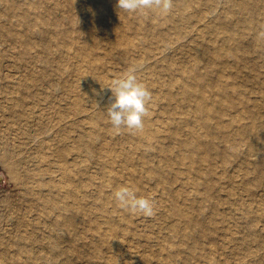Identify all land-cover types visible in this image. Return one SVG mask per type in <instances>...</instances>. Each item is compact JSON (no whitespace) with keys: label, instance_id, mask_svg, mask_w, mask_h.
I'll use <instances>...</instances> for the list:
<instances>
[{"label":"rangeland","instance_id":"rangeland-1","mask_svg":"<svg viewBox=\"0 0 264 264\" xmlns=\"http://www.w3.org/2000/svg\"><path fill=\"white\" fill-rule=\"evenodd\" d=\"M177 1L173 0L172 10L163 16L118 10L126 13V27L121 29L114 7L117 0H0V264H90L87 255L74 254L68 247V237L76 238L74 230H53V226H60L54 223L56 211L50 209L51 200L46 198L50 185L54 193L64 186L67 190L75 188L76 192L67 194L70 200L74 195L84 202L108 200L107 208L118 214L110 199L120 187L136 193L137 175L143 192L154 197L162 193L149 182L152 178H147L144 162L166 165L165 176L174 177L173 186L182 183L179 177L189 171L177 160V153L190 148L182 139L189 136L191 127L203 130L197 114L188 118L189 108L181 107L190 84L205 85L218 76L222 80L218 84L236 91L218 86L226 113L215 110L210 117L213 123L217 118L225 123L230 119L227 113L238 114V106L246 105L249 95L250 105L262 101L264 39L257 34L264 31V0H183L184 8H179ZM211 6L214 17L202 34L190 31L189 25L202 23L198 21L199 12ZM216 28H221L218 34L214 33ZM177 33L180 42L165 48L162 36ZM110 34L122 37L114 48ZM126 37L132 43L127 44ZM67 42L74 46L66 47ZM212 44L219 49L215 51ZM128 47L131 49L126 50ZM236 56L237 65L222 71L220 63ZM208 59L217 65L206 64ZM130 70L151 93L149 121L145 119L144 125L159 132L148 140L126 136L124 132L132 130L115 129L107 116L112 93L102 86ZM207 93L213 94L212 90ZM92 102L95 109L87 110L84 116L77 113L80 106ZM262 104L251 112L240 108L241 122L264 121ZM183 117L188 121L183 122ZM232 128L225 124L230 139L220 140L230 145L228 151L233 154L229 161L222 163L220 155H211L214 169L209 174L214 197L204 199L200 194L199 199L197 194L192 203L201 204L206 216V245L197 247V251L209 255L215 264H264V157L250 149L240 135L231 133ZM113 131L118 135L110 139ZM83 139L86 149L79 145ZM129 146L137 149L131 154L136 173L124 163V149ZM76 153L83 156L78 155L74 161ZM68 158L63 170L62 159ZM9 161L15 162L20 179L15 178ZM42 168L46 170L42 172ZM28 171L38 174L28 175ZM43 179L49 183L42 186L39 182ZM40 188L42 192H37ZM186 188L197 191L190 184ZM80 189L92 195L84 200ZM57 197L60 199V195ZM94 206V212H102L100 206ZM162 209L154 208L152 217L133 215V226L141 229L143 239L146 232L151 238L171 233ZM44 237L55 244L43 248ZM208 246L214 254L205 252ZM103 247L106 254L107 245ZM47 253L50 257L44 262ZM122 258L118 255L113 261ZM151 264H155V258Z\"/></svg>","mask_w":264,"mask_h":264},{"label":"bare ground","instance_id":"bare-ground-1","mask_svg":"<svg viewBox=\"0 0 264 264\" xmlns=\"http://www.w3.org/2000/svg\"><path fill=\"white\" fill-rule=\"evenodd\" d=\"M221 2H229L231 0H218ZM105 2V1H103ZM178 7H183V0L177 1ZM109 3V2H108ZM209 3H205L208 5ZM264 6V5H263ZM210 7V6H209ZM184 8V7H183ZM208 8V7H207ZM206 8V9H207ZM214 6H211V9H204L199 12L201 18H198V21L201 20L202 23H194L189 25L192 30L202 31L205 29L207 22L214 17L213 13ZM185 11H183L181 16H184ZM126 13H119V25L121 29L126 27V23L124 17ZM189 18V16H188ZM178 30V26H176ZM221 28H216L214 33H219ZM116 45L120 44L122 39L121 35L118 34H110L108 36ZM166 40L162 45L165 48L173 47L176 42H180L181 35L178 33L175 36H170L165 38ZM127 40V44L132 43V39L130 37L125 38ZM237 39H239L237 37ZM119 42V43H118ZM71 43H66V47H73ZM212 48L217 51L219 49L218 46L212 44ZM131 49L130 47L126 48V50ZM230 56L234 54L229 52ZM238 56L234 58V60H227L220 63V67H222V71H225L228 67L236 66L238 61ZM211 63L214 67L216 64L215 60L208 59L206 64ZM92 65L96 66L99 63H92ZM139 65H137L138 67ZM102 65H99L98 68H102ZM98 76V73H94ZM216 81L208 80L205 85H196L190 84L189 93L184 97V105L183 108L188 107L189 109L186 111L188 118H192V116H196L199 119L203 130L200 131L195 127H191L187 130L186 138L183 142L190 145V148L182 149L177 153V160H179L184 169L189 171V174L186 176H180L179 181L182 183L173 186L172 181L174 177L168 178L165 176V171L167 170L166 165H157V164H149L144 162L146 165V176L149 179V182H152L156 189H161L160 196H153L148 192H143L141 189V177L137 175L135 182L138 186V191L136 192L137 196H141L143 198L149 199L154 208H160L163 206L165 208L161 210V215L164 216L167 227L170 229L171 233H158L154 237H150L149 233L146 232V237L143 239L141 236V229L133 226L134 219L133 215L127 211L120 209L114 200V197L111 198V202L114 203V207L116 210H119L118 214H114L112 210H109L106 206L107 201L102 200L100 203H93L92 200L85 202L78 198L76 195L73 196V199H67V194L73 189H65L66 187H61V189L57 190V193H54V189L52 185L49 186L50 192L46 198L51 200L50 209L55 210V214L53 215L54 223H58L60 226L56 228L53 226V230L61 231V227H68L69 230H74L76 238L68 237L69 245L71 251L77 254H85L87 255V262L90 264H151L152 258H155V264H172L174 261H178L180 264H215L208 256L203 253L197 251V247L203 245L205 247L204 237L206 236V216L203 214V206L201 204H192L193 201L197 198V194L200 198V194L204 196V199L213 198V187L211 186V176L210 172L213 171V161L211 155L216 153L220 155L222 163H226L229 161V157L232 156V150L228 151L230 145L225 141L220 142V140H228V134L230 131L225 130V124L229 125L232 128V132L240 135L241 138L248 142V146L250 149L255 150L260 157H264V121L260 123H255L254 120L241 122V115H239L240 108L251 112V108L260 107L259 104H262L264 107V95L261 97L260 102L252 103L251 95L248 96V103L241 104L237 108L236 115H230V119L224 121H220L218 118L215 119L214 123L211 122L210 117L214 115L215 110H221L225 114L226 111L225 105L226 103L222 100L223 93H221V88L226 89L228 92L236 93V91H231L229 88L224 86L223 84H218V81H222L221 77L216 76ZM220 86V87H218ZM164 86H159V89H164ZM212 90L213 94L209 96L207 92L210 93ZM172 96V95H171ZM173 97V96H172ZM195 101L194 104H191L190 101ZM94 101V100H93ZM95 102H92L90 105L80 106L77 110V113L84 116V113L88 110L95 109ZM248 107L247 110L244 108ZM241 111V110H240ZM254 113V112H253ZM256 113V112H255ZM193 114V115H192ZM83 119H88V117H82ZM149 121L148 118H145ZM177 120V119H176ZM186 120L185 117L182 118L184 122ZM188 121V120H186ZM201 127V129H202ZM152 128V127H151ZM259 128V129H258ZM153 129V128H152ZM159 132L158 129H153V132L144 125V128L140 131H131L124 132V134L128 137H131L135 140L146 139L148 140L151 135ZM110 139L116 137L118 135L117 132L113 131ZM205 135V136H203ZM233 144V143H232ZM83 149L87 148V144L85 140L79 144ZM234 146V144H233ZM64 148L61 149V153ZM58 150V148H56ZM60 150V149H59ZM58 150V151H59ZM201 150V151H197ZM137 149L134 146H129L124 149L126 157L124 158V163L126 166L130 168L133 173L137 171V165L135 164L132 153L136 152ZM214 151V152H213ZM249 154L248 152H245ZM253 153V152H251ZM77 154V153H76ZM62 155V154H61ZM78 155L83 156V153H78L73 157V160L76 161ZM63 156V155H62ZM84 156H86L84 154ZM250 156V154H249ZM68 159H62V164L60 168L63 170L66 165ZM10 169L14 173L15 178L20 179L19 172L16 170L15 162L9 161ZM205 164V166H204ZM64 166V167H63ZM195 169V172H193ZM42 172L46 170V168L41 169ZM38 171V170H37ZM37 171H28V175L38 174ZM209 174V175H208ZM42 186L48 184L49 182L46 179H43L42 182H39ZM186 184H190L191 187L195 186L197 191H192L190 188H186ZM202 185V186H201ZM201 189L204 191L202 192ZM42 188L37 189V192H42ZM52 191V192H51ZM76 192V190H75ZM79 192L83 195V199L85 200L86 195H92L90 191L84 189H80ZM78 193V195H80ZM75 194V193H74ZM60 195V199L57 197ZM214 202V200H213ZM191 203V204H190ZM94 205L100 206L102 212H94ZM118 217V218H117ZM119 221H122L121 224ZM74 235V236H75ZM85 235V237H84ZM177 236L178 238H174ZM85 239H84V238ZM81 238L80 242L78 240ZM43 240V248L46 249V246H51L53 243L52 240L44 237ZM144 243L142 244V241ZM107 245V253L103 250V245ZM46 245V246H45ZM191 245L193 248H191ZM45 246V247H44ZM207 254H214V249L211 246H208L205 249ZM124 251H126L124 253ZM118 255H122L123 258L121 260H115V257ZM49 253L44 255V262L49 260Z\"/></svg>","mask_w":264,"mask_h":264},{"label":"clouds","instance_id":"clouds-1","mask_svg":"<svg viewBox=\"0 0 264 264\" xmlns=\"http://www.w3.org/2000/svg\"><path fill=\"white\" fill-rule=\"evenodd\" d=\"M115 9L123 10L129 14L143 15L152 12L157 15H167L173 7V0H117ZM259 39H264V31L257 34ZM108 88L112 96L107 107V116L112 126L119 130L121 127L132 131L144 128V120L148 115L147 103L151 93L147 86L138 81L133 71H129L122 78L113 79L111 84L102 86ZM116 205L130 214L141 213L145 217L155 214L153 203L143 197L137 196L129 187H120L114 193Z\"/></svg>","mask_w":264,"mask_h":264}]
</instances>
